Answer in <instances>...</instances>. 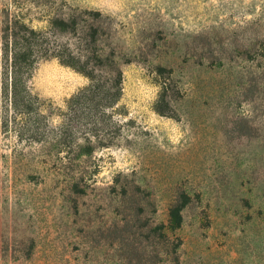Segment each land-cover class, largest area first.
Returning a JSON list of instances; mask_svg holds the SVG:
<instances>
[{
    "label": "rangeland",
    "instance_id": "obj_1",
    "mask_svg": "<svg viewBox=\"0 0 264 264\" xmlns=\"http://www.w3.org/2000/svg\"><path fill=\"white\" fill-rule=\"evenodd\" d=\"M93 13L112 109H70L90 82L48 58L14 110L0 53V264H264V0H0V31L83 55Z\"/></svg>",
    "mask_w": 264,
    "mask_h": 264
},
{
    "label": "trees",
    "instance_id": "obj_2",
    "mask_svg": "<svg viewBox=\"0 0 264 264\" xmlns=\"http://www.w3.org/2000/svg\"><path fill=\"white\" fill-rule=\"evenodd\" d=\"M71 11L72 9L66 8L59 17L49 20L51 30L58 28L60 31H68L73 36H76L80 31V23L85 22L86 19L80 15L72 14ZM91 15L92 33L89 34L90 42L85 45L86 48L83 55L74 51L75 47L71 49L70 46L73 45H56L51 48L49 43L42 39L43 34L41 32L26 27L18 20L14 22L12 29L7 22L4 23L6 26L0 31L3 33L0 37V53L3 58H7L10 61L9 87L14 110L21 107L28 109V102L25 101L26 99L22 95V92H24V78L26 79L30 75L34 64L38 60L48 58L57 59L62 65L88 78L90 82L84 90L74 96L69 102L70 109L73 110L75 105H81L85 110L92 109L98 112L100 109H112L117 105L121 91V73L114 65V62L110 61L108 56L104 54L103 50L96 46L101 19L98 13ZM1 23L3 25V21ZM20 32L24 33V35L21 36ZM102 67L106 68L108 75L112 77L109 84L97 83L95 72L101 70L99 68ZM0 84L3 86L4 82H0ZM87 114L82 118H89L90 116ZM80 117V115H75L76 120ZM182 208V206H177L170 209L168 230L175 231L180 228L182 224ZM158 229L166 228L161 225Z\"/></svg>",
    "mask_w": 264,
    "mask_h": 264
}]
</instances>
